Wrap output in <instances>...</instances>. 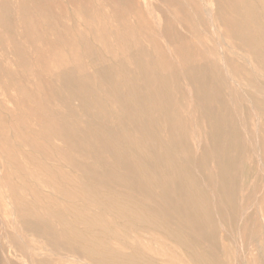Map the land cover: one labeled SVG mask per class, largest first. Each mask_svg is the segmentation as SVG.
<instances>
[{"label": "rangeland", "instance_id": "1", "mask_svg": "<svg viewBox=\"0 0 264 264\" xmlns=\"http://www.w3.org/2000/svg\"><path fill=\"white\" fill-rule=\"evenodd\" d=\"M249 1L0 0V264H264V0Z\"/></svg>", "mask_w": 264, "mask_h": 264}, {"label": "bare ground", "instance_id": "2", "mask_svg": "<svg viewBox=\"0 0 264 264\" xmlns=\"http://www.w3.org/2000/svg\"><path fill=\"white\" fill-rule=\"evenodd\" d=\"M250 1H251V0H250ZM250 1H249V2H250ZM254 1H255V0H254ZM261 1H262V0H261ZM262 2H263V1H262ZM185 3H186V2H185ZM238 3H240V2H238ZM238 3H237V4H238ZM246 3H247V2H246ZM250 3H251V2H250ZM260 3H261V2H260ZM241 4H242V3H241ZM248 5H250V4H248ZM253 5H254V4H253ZM262 5H263V4H262ZM237 6H238V5H237ZM244 7H245V6H244ZM248 7H249V6H248ZM251 7L254 9L253 6H251ZM259 7H260V6H259ZM259 7H258V8H259ZM31 8H32V7H31ZM241 8H242V7H241ZM244 9H247V8H244ZM249 10H250V9H249ZM239 11H240V10H239ZM242 11H243V10H242ZM258 11H259V9H258ZM252 12H253V11H252ZM256 12H257V10H256ZM38 13H39V12H38ZM209 13H210V12H209ZM263 14H264V13H263ZM252 15H253V14H252ZM256 15H257V14H256ZM246 16H247V15H246ZM261 16H262V15H261ZM3 18H4V17H3ZM157 18H158V17H157ZM252 18L254 19V17H252ZM210 19H211V18H210ZM249 20H250V19H249ZM254 21H255V19H254ZM208 22H210V21H208ZM244 22H245V21H244ZM244 22H243V23H244ZM251 22H252V21H251ZM255 22H256V21H255ZM255 22H254V23H255ZM252 23H253V22H252ZM21 24H22V23H21ZM240 25H241V23H240ZM254 25H255V24H254ZM248 27H249V26H248ZM256 27H257V26H256ZM258 27H260V26H258ZM261 28H262V27H261ZM212 29H213V27H212ZM250 29H251V28H250ZM259 29H260V28H259ZM202 31H203V30H202ZM255 31H256V30H255ZM258 31H259V30H258ZM260 31H261V30H260ZM243 32H244V31H243ZM93 33H94V32H93ZM214 34H215V33H214ZM258 34H259V33H258ZM246 35H247V34H246ZM248 35H249V34H248ZM95 36H96V35H95ZM244 36H245V35H244ZM261 36H263V35H261ZM217 37H218V36H217ZM218 38H219V37H218ZM258 38H259V37H258ZM250 39H252V38L250 37ZM88 40H89V39H88ZM260 40H261V39H260ZM222 41H223V40H222ZM148 42H149V41H148ZM219 42H220V41H219ZM256 42H257V41H256ZM256 42H255V43H256ZM261 42H262V41H261ZM166 45H167V44H166ZM262 45H264V44H262ZM152 46H153V45H152ZM245 46H246V45H245ZM259 46H260V45H259ZM106 47H107V46H106ZM263 47H264V46H263ZM153 49H154V48H153ZM227 49H228V48H227ZM259 52H260V51H259ZM98 53H99V52H98ZM157 53H158V52H157ZM254 53H255V52H254ZM150 56H151V55H150ZM156 56H157V55H156ZM85 57H86V56H85ZM136 57H137V56H136ZM165 57H166V56H165ZM238 57H239V56H238ZM205 59H206V58H205ZM93 61H94V63H95V60H93ZM199 61H200V60H199ZM178 62H179V61H178ZM80 63H81V61H80ZM142 63H143V62H142ZM204 63H205V62H204ZM255 63H256V62H255ZM98 64H99V62H98ZM188 64H189V63H188ZM205 64H206V63H205ZM68 65H69V64H68ZM143 65H144V63H143ZM61 66H62V65H61ZM65 67H66V65H65ZM73 67H75V66H73ZM73 67H72V68H73ZM254 67H255V66H254ZM161 68H162V67H161ZM229 68H230V67H229ZM127 69H128V68H127ZM218 69H219V68H218ZM64 70H65V69H64ZM70 70H71V68H70ZM75 70H76V67H75ZM156 70H157V67H156ZM159 70H160V67H159ZM58 71H59V69H58ZM68 71H69V70H68ZM59 72H60V71H59ZM71 72H72V71H71ZM181 72H182V71H181ZM235 72H236V71H235ZM76 73H77V72H76ZM156 73H158V72H156ZM61 74H62V73H61ZM65 74H66V73H65ZM65 74H64V75H65ZM73 74H74V73H73ZM78 74H79V73H78ZM80 74H81V73H80ZM85 74H86V73H85ZM126 74H127V73H126ZM128 74H130V73H128ZM128 74H127V75H128ZM151 74H152V73H151ZM153 74H155V73H153ZM196 74H197V73H196ZM58 75H60V74H58ZM86 75H87V74H86ZM148 75H149V74H148ZM161 75H162V74H161ZM173 75H174V74H173ZM141 76H142V75H141ZM175 76H176V75H175ZM59 77H60V76H59ZM85 77H86V76H85ZM125 77H126V76H125ZM129 77H130V75H129ZM129 77H128V78H129ZM145 77H147V76H145ZM150 77H151V76H150ZM198 77H199V75H198ZM217 77H218V76H217ZM67 78H68V77H67ZM81 78H82V77H81ZM81 78H80V79H81ZM109 78H110V76H109ZM126 78H127V77H126ZM147 78H149V77H147ZM152 78H153V77H152ZM226 78H227V77H226ZM69 79H70V78H69ZM83 79H84V77H83ZM83 79H81V80H83ZM153 79H154V78H153ZM163 79H164V78H163ZM187 79H188V78H187ZM87 80H88V78H87ZM126 80H127V79H126ZM129 80H130V78H129ZM144 80H145V79H144ZM161 80H162V79H161ZM198 80H199V79H198ZM231 80H232V79H231ZM85 81H86V80H85ZM85 81H84V82H85ZM131 81H132V80H131ZM148 81H149V79H148ZM148 81H147V82H148ZM150 81H151V80H150ZM87 82H88V81H87ZM111 82H112V81H111ZM113 82H114V81H113ZM115 82H116V81H115ZM127 82H128V81H127ZM230 82H231V81H230ZM107 83H108V82H107ZM134 83H135V82H133V84H134ZM141 83H142V82H141ZM164 83H165V82H164ZM79 84H80V83H79ZM81 84H83V82H82ZM81 84H80V85H81ZM125 84H126V82H125ZM127 84H128V87H129V83H127ZM233 84H234V83H233ZM235 84H236V83H235ZM259 84H260V83H259ZM130 85H131V84H130ZM135 85H136V84H135ZM162 85H163V84H162ZM198 85H199V84H198ZM77 86H78V85H77ZM86 86H87V85H86ZM125 86H127V85H125ZM131 86H133V85H131ZM83 87H84V86H83ZM83 87H82V88H83ZM139 87H140V86H139ZM163 87H164V91H165V86H163ZM237 87H238V86H237ZM87 88H88V87H87ZM126 88H127V87H126ZM166 88H167V87H166ZM121 89H122V88H121ZM121 89H120V90H121ZM135 89H136V88H135ZM135 89H134V90H135ZM172 89H173V88H172ZM259 89H260V88H259ZM78 90H80V89H78ZM115 90H116V89H115ZM117 90H118V89H117ZM120 90H119V91H120ZM158 90H159V89H158ZM211 90H212V89H211ZM76 91H77V90H76ZM81 91H82V90H81ZM90 91H91V90H90ZM119 91H118V92H119ZM138 91H139V90H138ZM138 91H137V92H138ZM140 91H141V90H140ZM142 91H143V90H142ZM148 91H149V90H148ZM197 91H198V90H197ZM213 91H214V90H213ZM241 91H242V90H241ZM135 92H136V91H135ZM166 92H167V91H166ZM139 93H140V92H139ZM74 94H76V93H74ZM91 94H92V93H91ZM111 94H112V93H111ZM115 94H116V93H115ZM115 94H114V95H115ZM119 94H120V93H119ZM119 94H118V96H120ZM135 94H137V93H135ZM140 94H141V93H140ZM168 94H169V93H168ZM189 94H190V93H189ZM81 95H82V94H81ZM92 95H93V94H92ZM96 95H97V94H96ZM146 95L148 96V94H146ZM241 95H242V94H241ZM84 96H85V95H84ZM109 96H110V95H109ZM118 96H117V97H118ZM149 96H151V95H149ZM149 96H148V97H149ZM165 96H166V95H165ZM171 96H172V95H171ZM207 96H209V95H207ZM80 97H81V96H79V99H80ZM86 97H87V95H86ZM142 97H143V96H142ZM154 97H155V96H154ZM168 97H169V96H168ZM149 98L151 99V97H149ZM79 99H78V100H79ZM90 99H91V100H90ZM90 99H89V100H90L89 102H91V101L93 100L92 98H90ZM136 99H137V98H136ZM156 99H157V98H156ZM85 100H86V99H85ZM134 100H135V98H134ZM134 100H133V101H134ZM145 100H146V99L144 98V101H145ZM148 100H149V99H148ZM151 100H152V99H151ZM151 100H149V101H151ZM174 100H175V99H174ZM81 101H82V100H81ZM87 101H88V100H87ZM93 101H95V100H93ZM101 101H102V100H101ZM101 101H100V102H101ZM137 101H138V99H137ZM140 101H141V98H140ZM140 101H139V102H140ZM166 101H167V100H166ZM168 101H169V100H168ZM82 102H83V101H82ZM100 102H99V103H100ZM120 102H121V101H120ZM139 102H138L137 105H139ZM152 102H153V101H152ZM152 102H151V103H152ZM250 102H251V101H250ZM101 103H102V102H101ZM145 103H146V102H145ZM161 103H162V102H161ZM86 104H88V103H86ZM89 104H90V103H89ZM89 104H88V105H89ZM116 104H117V103H116ZM143 104H144V103H142V105H143ZM149 104H150V103H149ZM152 104L155 105L154 103H152ZM167 104H169V103H167ZM167 104H166V106H167ZM95 105H96V104H95ZM97 105H98V104H97ZM102 105H103V104H102ZM102 105H101V106H102ZM147 105H148V104H147ZM91 106H92V105H91ZM98 106H99V105H98ZM111 106H113V105H111ZM121 106H122V105H120L119 107L122 108ZM131 106H132V105H131ZM143 106H144V105H143ZM151 106H152V105H151ZM160 106H161V105H160ZM179 106H180V105H179ZM99 107H100V106H99ZM99 107H98V108H99ZM102 107H103V106H102ZM104 107H106V106L104 105ZM104 107H103V108H104ZM109 107H110V105H109ZM109 107H108V108H109ZM119 107H118V108H119ZM125 107H126V105H125ZM133 107H134V106H133ZM133 107H132V110H134ZM135 107H136V106H135ZM140 107H141V106H140ZM144 107H146V105H145ZM144 107H142V109H143ZM148 107H149V106H148ZM148 107H147V109H149ZM152 107H153V106H152ZM169 107H170V106H169ZM252 107H253V106H252ZM258 107H259V106H258ZM12 108H13V107H12ZM93 108H94V107H93ZM95 108H96V107H95ZM108 108H107V110H108ZM110 108H111V107H110ZM120 108H119V109H120ZM127 108H129V107H127ZM170 108H171V107H170ZM172 108H173V107H172ZM262 108H263V107H262ZM86 109L88 110V108H86ZM99 109H100V108H99ZM101 109H102V108H101ZM104 109H105V108H104ZM104 109H103V110H104ZM125 109H126V108H125ZM125 109H124V110H125ZM135 109H136V108H135ZM139 109H140V108H138V110H139ZM145 109H146V108H145ZM147 109H146V111H147ZM159 109H161V108L159 107ZM159 109H158V110H159ZM165 109H166V108H165ZM87 110H86V111H87ZM91 110H92V109H91ZM91 110H89V111H91ZM111 110H112V108H111ZM124 110H123V111H124ZM138 110H137V113H139ZM161 110L163 111V109H161ZM161 110H160V112H161ZM203 110H204V109H203ZM113 111H114V110H113ZM130 111H131V110H130ZM140 111H142V110H140ZM143 111H144V109H143ZM143 111H142V112H143ZM153 111H154V109H153ZM166 111H167V109H166ZM177 111H179V109H178ZM99 112H100V111H99ZM142 112H141V114H142ZM58 113H59V110H58ZM105 113H106V112H105ZM108 113H109V112H108ZM110 113H111V112H110ZM127 113H129V112L127 111ZM137 113H136V114H137ZM144 113H145V112H143V114H144ZM154 113H155V112H154ZM166 113H167V112H166ZM99 114H100V113H99ZM132 114H133V113H132ZM143 114H142V115H143ZM145 114H146V113H145ZM148 114H150V117H151V113H149V111H148ZM129 115H130V114H129ZM155 115H156V116H159V115H157V114H155ZM160 115H161V114H160ZM163 115H164V113H163ZM168 115H169V114H168ZM91 116H92V115H91ZM127 116H128V115H127ZM132 116H133V115H132ZM132 116H131V117H132ZM137 116H141V115H137ZM144 116H145V115H144ZM165 116H166V114H165ZM202 116H203V115H202ZM116 117H117V119H118V116H116ZM125 117H126V116H125ZM145 117H146V116H145ZM145 117H144V118H145ZM148 117H149V115H148ZM150 117H149V118H150ZM162 117L164 118V116H162ZM168 117H169V116H167V118H168ZM90 118H91V117H90ZM141 118H142V117H141ZM146 118H147V117H146ZM151 118H152V117H151ZM159 118H160V116H159ZM165 118H166V117H165ZM167 118L165 119V121L167 120ZM224 118H225V117H224ZM252 118H253V117H252ZM138 119H140V118H138ZM138 119H137V121H138ZM142 119H143V118H142ZM161 119H162V118H161ZM178 119H179V118H178ZM178 119H177V120H178ZM225 119H226V118H225ZM53 120H54V119H53ZM64 120H65V119H64ZM95 120H96V119H95ZM123 120H125V119H123ZM129 120H130V119H129ZM132 120H134V119H132ZM148 120H149V119H147L146 122H147ZM155 120H156V119H155ZM171 120H172V119H171ZM171 120H169V121H171ZM184 120H185V119H184ZM86 121H89V120L86 119ZM93 121H94V120H93ZM134 121H135V120H134ZM141 121H142V120H141ZM149 121H150V123L152 122L151 120H149ZM156 121H157V120H156ZM165 121H164V122H165ZM167 121H168V120H167ZM167 121H166V122H167ZM179 121H180V120H179ZM225 121H226V120H225ZM62 122H63V121H62ZM119 122H120V121H119ZM125 122H126V121H125ZM142 122H143V121H142ZM158 122H159V121H158ZM160 122H161V121H160ZM67 123H68V122H67ZM70 123H71V122H70ZM131 123H132V121H131ZM136 123L138 124V122H136ZM170 123H171V122H170ZM61 124H62V123H61ZM125 124H127V123H125ZM141 124H142V123H141ZM144 124H145V123H144ZM146 124H147V123H146ZM151 124H152V123H151ZM153 124H154V123H153ZM120 125H121V124H120ZM123 125H124V124H123ZM132 125H133V124H132ZM149 125H150V124H149ZM149 125H148V127H149ZM154 125H156V124H154ZM158 125H159V124H158ZM168 125L170 126V124H168ZM171 125H172V124H171ZM151 126H153V125H150V127H151ZM181 126H182V125H181ZM115 127H116V126H115ZM119 127H120V126H119ZM127 127H128V126H127ZM146 127H147V125H146ZM146 127H144V128H146ZM148 127H147V128H148ZM153 127H154V126H153ZM170 127H171V126H170ZM234 127H235V126H234ZM144 128H143V129H144ZM171 128H172V127H171ZM171 128H170V129H171ZM17 129H18V128H17ZM119 129H120V128H119ZM127 129L129 130V128H127ZM139 129H140V128H139ZM181 129H182V128H181ZM71 130H72V129H71ZM107 130H108V129H107ZM111 130H112V129H111ZM111 130H110V131H111ZM121 130H122V129H121ZM147 130H149V129H147ZM153 130H154V128H153ZM112 131H113V130H112ZM136 131H138V130H135V132H136ZM140 131H141V130H140ZM143 131H144V130H143ZM143 131H141V133H142ZM106 132H107V131H106ZM144 132H145V131H144ZM177 132H178V131H177ZM183 132H184V131H183ZM96 133H97V132H96ZM111 133H113V132H111ZM114 133H115V131H114ZM117 133H118V132H117ZM129 133L131 134L132 132H129ZM157 133H158V132H157ZM62 134H63V133H62ZM106 134H107V133H106ZM147 134H148V133H147ZM147 134H146V132H145V135H147ZM150 134H151V133H150ZM153 134H154V133H153ZM230 134H231V133H230ZM249 134H250V133H249ZM107 135H108V134H107ZM116 135H118V134H116ZM128 135H129V134H128ZM173 135H174V134H173ZM69 136H70V135H69ZM109 136H110V134H109ZM114 136H115V134H114ZM119 136H120V135H119ZM124 136H125V135H124ZM131 136H132V135H131ZM140 136H141V135H140ZM142 136H143V134H142ZM147 136H148V135H147ZM112 137H113V136H112ZM128 137H129V136H128ZM128 137H126V138H128ZM132 137H133V136H132ZM144 137H145V136H144ZM179 137H180V136H178V138H179ZM195 137H196V136H195ZM224 137H225V136H224ZM236 137H237V136H236ZM257 137H258V136H257ZM261 137H262V136H261ZM108 138H109V137H108ZM114 138H115V137H114ZM134 138H135V137H134ZM174 138H175V136H174ZM174 138H173V139H174ZM234 138H235V137H234ZM74 139H75V138H74ZM118 139H119V138H118ZM118 139H117V141H118ZM120 139H122V138H120ZM131 139H133V138H131ZM135 139H136V138H135ZM141 139H142V138H141ZM145 139H146V138H145ZM109 140H111V139H109ZM133 140H134V139H133ZM136 140H138V139H136ZM142 140L144 141V139H142ZM150 140H151V139H149V141H150ZM153 140H154V139H153ZM231 140H232V139H231ZM236 140H237V139H236ZM84 141H85V140H84ZM146 141H147V139H146ZM159 141H160V140H159ZM159 141H158V142H159ZM258 141H259V140H258ZM81 142H82V141H81ZM112 142H113V141H112ZM129 142H130V141H129ZM131 142H133V141H131ZM136 142H138V141H136ZM153 142H154V141H153ZM153 142L151 141V143H153ZM162 142H163V141H162ZM102 143H103V142H102ZM109 143H110V142H109ZM119 143H120V140H119L118 144H119ZM127 143H128V142H127ZM140 143H141V142H140ZM143 143H144V142H143ZM148 143H149V142H148ZM257 143H258V142H257ZM113 144H115V143H113ZM116 144H117V143H116ZM118 144H117V145H118ZM130 144H131V143H130ZM133 144H134V143H133ZM144 144H145V143H144ZM166 144H167V143H166ZM168 144H170V143H168ZM168 144H167V145H168ZM245 144H246V143H245ZM251 144H252V143H251ZM110 145H111V144H110ZM121 145H122V143H121ZM121 145H120V146H121ZM124 145H125V144H124ZM137 145H138V144H137ZM139 145H140V144H139ZM150 145H151V144H150ZM155 145H156V144H154V146H155ZM224 145H225V144H224ZM131 146H132V145H131ZM140 146L142 147V145H140ZM145 146H146V145H145ZM161 146H162V145H161ZM113 147H114V146H113ZM121 147H122V146H121ZM124 147H125V146H124ZM129 147H130V146H129ZM133 147H135V146H133ZM151 147H152V146H150V149H151ZM165 147H166V146H165ZM167 147H168V146H167ZM171 147H172V144H171L170 148H171ZM223 147H224V146H223ZM109 148H110V147H109ZM115 148H116L117 151H118V149H120V148L117 149V147H115ZM153 148H154V147H153ZM155 148H156V147H155ZM155 148H154V150H155ZM158 148H159V147L157 146V148H156L157 151L159 150ZM168 148H169V147H168ZM173 148H174V147H173ZM173 148H171L170 150L172 151ZM123 149H124V148H123ZM130 149L132 150V148H130ZM130 149H129V150H130ZM134 149H135V148H134ZM147 149H148V148H146V150H147ZM224 149H225V148H224ZM49 150H50V149H49ZM144 150H145V149H144ZM151 150H152V149H151ZM167 150H168V149H167ZM218 150H219V149H218ZM257 150H258V149H257ZM132 151H133V150H132ZM132 151H131V152H132ZM135 151H137V150H135ZM138 151H139V150H138ZM140 151H141V149H140ZM147 151H148V150H147ZM152 151H153V150H152ZM157 151H156V152H157ZM163 151H164V150H163ZM165 151H166V150H165ZM171 151H170V152H171ZM224 151H225V150H224ZM6 152H7V151H6ZM119 152H120V151H119ZM121 152H122V149H121ZM121 152H120V153H121ZM133 152H134V151H133ZM141 152H142V151H141ZM166 152H167V151H166ZM168 152H169V150H168ZM196 152H197V151H196ZM262 152H263V151H262ZM117 153H118V152H117ZM135 153H136V152H135ZM146 153H147V152H146ZM150 153H151V152H150ZM159 153H160V152H159ZM162 153H163V152H162ZM174 153H175V152H174ZM256 153H257V152H256ZM38 154H39V153H38ZM52 154H53V153H52ZM137 154H138V153H137ZM152 154H153V153H152ZM154 154H155V153H154ZM160 154H161V153H160ZM172 154H173V153H172ZM224 154H225V152H224ZM166 155H167V154H166ZM166 155H165V156H166ZM173 155L175 156V154H173ZM235 155H236V154H235ZM259 155H260V154H259ZM2 156H3V155H2ZM137 156L139 157V155H137ZM142 156H143V153H142ZM159 156H162V154L159 155ZM260 156H261V155H260ZM8 157H9V156H8ZM121 157H122V156H121ZM121 157H119V158H121ZM129 157H130V156H129ZM129 157H128V158H129ZM143 157H145V156H143ZM152 157H154V156H152ZM168 157H169V155H168ZM122 158H123V157H122ZM139 158H140V157H139ZM146 158H147V157H146ZM154 158H155V157H154ZM158 158H159V157H158ZM158 158H157V159H158ZM161 158H163V157H161ZM174 158H175V157H174ZM234 158H235V157H234ZM129 159H130V158H129ZM144 159H145V158H143V159H141V160H144ZM147 159H148V158H147ZM151 159H152V158H151ZM4 160H5V159H4ZM103 160H104V159H103ZM125 160H126V159H125ZM134 160H135V159H134ZM136 160H137V159H136ZM141 160H140V161H141ZM164 160H165V159H164ZM232 160H233V159H232ZM150 161H151V160H150ZM156 161H157V160H156ZM156 161H155V162H156ZM59 162H60V161H59ZM129 162H130V161H129ZM144 162H145V161H144ZM152 162H154V160H153ZM174 162H175V161H174ZM174 162H173V163H174ZM241 162H242V161H241ZM65 163H66V162H65ZM158 163H159V162H158ZM158 163H157V164H158ZM160 163H161V162H160ZM160 163H159V164H160ZM208 163H209V162H208ZM259 163H260V162H259ZM159 164H158V165H159ZM167 164H168V163H167ZM260 164H261V163H260ZM51 165H52V164H51ZM126 165H127V164H126ZM142 165H143V164H142ZM160 165H161V164H160ZM163 165H164V163H163ZM174 165H176V164H174ZM127 166H128V165H127ZM132 166H133V164H132ZM136 166H137V165H136ZM140 166H141V164H140ZM168 166H169V165H168ZM263 166H264V165H263ZM52 167H53V166H52ZM137 167H138V166H137ZM149 167H150V166H149ZM154 167H155V166H154ZM236 167H237V166H236ZM142 168H143V167H142ZM145 168H146V167H145ZM147 168H148V167H147ZM155 168H156V167H155ZM158 168H159V167H157L156 169H158ZM175 168H177V166H176ZM250 168H251V167H250ZM150 169H151V168H150ZM166 169H167V168H166ZM133 170H134V169H133ZM135 170H136V169H135ZM142 170H143V169H142ZM146 170H147V169H146ZM159 170H160V169H159ZM182 170H183V169H182ZM226 170H227V169H226ZM22 171H23V170H22ZM174 171L176 172V170H174ZM183 171H184V170H183ZM223 171H224V170H223ZM228 171H229V170H228ZM232 171H233V170H232ZM120 172H121V171H120ZM139 172H140V170H139ZM168 172H169V171H168ZM170 172H171V171H170ZM170 172H169V173H170ZM179 172H180V171H179ZM261 172H262V171H261ZM48 173H49V172H48ZM85 173H86V172H85ZM91 173H92V172H91ZM142 173H143V172H142ZM157 173H158V172L156 171V174H157ZM164 173H165V172H164ZM181 173H182V172H181ZM235 173H238V172H235ZM50 174H51V173H50ZM146 174H149V173L147 172ZM146 174H145V175H146ZM152 174H153V172H152ZM165 174H166V173H165ZM165 174H164V175H165ZM174 174H175V173H174ZM174 174H173V175H174ZM149 175H151V174H149ZM160 175H161V174H160ZM164 175H163V176H164ZM166 175H167V174H166ZM171 175H172V174H171ZM173 175H172V176H173ZM181 175H182V174H181ZM185 175H186V174H185ZM200 175H201V174H200ZM225 175H226V174H225ZM51 176H52V175H51ZM114 176H115V175H114ZM151 176H152V175H151ZM155 176H156V175H155ZM157 176H158V174H157ZM167 176H169V175H167ZM167 176H166V177H167ZM64 177H65V176H64ZM73 177H74V176H73ZM170 177H171V176H170ZM170 177H169V178H170ZM180 177H181V176H180ZM183 177H184V176H183ZM143 178H144V177H143ZM155 178H156V177H155ZM155 178H154V180H155ZM47 179H48V178H47ZM70 179H71V178H70ZM76 179H78V178H76ZM144 179L147 180V177L144 178ZM149 179H150V178H149ZM149 179H148V180H149ZM164 179H165V178H164ZM171 179H173V178H171ZM174 179H175V178H174ZM183 179H184V178H183ZM183 179H182V180H183ZM27 180H29V179H27ZM38 180H39V179H38ZM49 180H51V179L49 178ZM57 180H58V179H57ZM57 180H56V181H57ZM61 180H63V178H62ZM81 180H83V179H81ZM107 180H108V179H107ZM131 180H132V179H131ZM176 180H177V176H176ZM229 180H230V179H229ZM229 180H228V181H229ZM41 181H42V179H41ZM68 181H69V179H68ZM72 181H73V179H72ZM83 181H84V180H83ZM118 181H119V180H118ZM120 181H121V180H120ZM149 181H150V180H149ZM163 181H164V180H163ZM165 181H168V180H165ZM185 181H186V183L189 182V181H187V180H185ZM185 181H184V182H185ZM199 181H200V180H199ZM51 182H52V181H51ZM78 182H79V181H78ZM145 182H146V181H145ZM157 182H158V181H157ZM159 182H162V181L159 180ZM174 182H176V181H174ZM177 182H178V181H177ZM203 182H204V181H203ZM235 182H236V181H235ZM43 183H45V185H47L46 182H43ZM56 183H57V182H56ZM72 183H73V182H72ZM92 183H93V182H92ZM124 183H125V182H124ZM147 183H148V182H147ZM172 183H173V182H172ZM181 183H182V181H181ZM229 183H230V181H229ZM54 184H55V183H54ZM54 184H53V185H54ZM69 184H70V183H69ZM179 184H180V183H179ZM187 184H188V183H187ZM49 185H50V184H49ZM55 185H56V184H55ZM55 185H54V186H55ZM71 185H72V184H71ZM84 185H85V184H84ZM86 185H87V184H86ZM142 185H143V184H142ZM159 185H160V184H159ZM159 185H158V186H159ZM164 185H165V184H164ZM167 185H168V184H167ZM224 185H225V184H224ZM50 186L52 187V185H50ZM50 186H48V187H50ZM57 186H58V184H57ZM62 186H63V185H62ZM62 186H61V187H62ZM66 186H67V185H66ZM78 186H79V185H78ZM144 186H145V184H144ZM161 186H162V185H161ZM173 186H174V183H173L172 187H173ZM232 186H234V185H232ZM39 187H40V186H39ZM46 187H47V186H46ZM51 187H50L49 189H52ZM73 187H74V186H73ZM80 187H81V186H80ZM85 187H86V186H85ZM162 187H163V186H162ZM165 187H166V185H165ZM181 187H182V186H181ZM246 187H247V186H246ZM63 188H64V187H63ZM120 188H121V186H120ZM146 188H147V187H146ZM166 188H167V187H166ZM224 188H225V187H224ZM8 189H9V188H8ZM57 189H58V188H57ZM70 189H72V188H70ZM75 189H76V188H75ZM82 189H83V188H82ZM87 189H88V187H87ZM89 189H90V188H89ZM176 189H177V188H176ZM181 189H182V188H181ZM11 190H12V189H11ZM54 190H56V189H54ZM66 190H68V189H66ZM72 190H73V189H72ZM78 190H79V189H78ZM90 190H91V189H90ZM179 190H180V189H179ZM216 190H217V189H216ZM225 190H226V189H225ZM234 190H236V189H234ZM16 191H17V190H16ZM57 191H59V189H58ZM63 191H64V189H63ZM80 191H81V190H80ZM172 191H174V190H172ZM191 191H192V190H191ZM226 191H228V190H226ZM25 192H26V191H25ZM71 192H72V191H71ZM85 192H86V191H85ZM91 192H92V191H91ZM174 192H175V191H174ZM195 192H196V191H195ZM224 192H225V191H224ZM259 192H260V191H259ZM259 192H258V193H259ZM66 193H67V191H66ZM68 193H70V192L68 191ZM68 193H67V194H68ZM82 193H84V192L82 191ZM110 193H111V191H110ZM71 194H72V193H71ZM85 194H86V196H87V193H85ZM85 194H84V195H85ZM127 194H128V193H127ZM171 194H172V193H171ZM73 195H74V194H72V196H73ZM88 195H89V194H88ZM92 195H93V194H92ZM230 195H231V194H229V196H230ZM235 195H236V194H235ZM237 195H238V193H237ZM64 196H65V195H64ZM66 196H67V195H66ZM66 196H65V198L67 199ZM68 196H70V195H68ZM106 196H107V195H106ZM223 196H224V195H223ZM225 196H226V195H225ZM227 196H228V195H227ZM258 196H259V195H258ZM43 197H44V196H43ZM61 197H62V196H61ZM87 197H88V198L91 197V193H90V196H87ZM36 198L39 199V197H36ZM36 198H35V199H36ZM68 198H69V197H68ZM73 198H74V196H73ZM85 198H86V197H85ZM92 198H93V197H91L90 201L92 200ZM95 198H96V197H95ZM108 198H109V197H108ZM148 198H149V197H148ZM175 198H177V197H175ZM201 198H202V197H201ZM224 198H225V197H224ZM238 198H239V197H238ZM47 199H48V198H47ZM56 199H57V198H56ZM70 199H72V197H70L69 200H70ZM79 199H80V198H79ZM172 199H173V198H172ZM226 199H227V198H226ZM256 199H257V198H256ZM48 200H49V199H48ZM58 200H59V199H58ZM72 200H74V199H72ZM87 200H88V199H87ZM95 200H96V199H95ZM95 200H94V201H95ZM199 200H200V198H199ZM229 200H230V199H229ZM36 201H37V200H36ZM40 201H41V200H40ZM40 201H39V202H40ZM50 201H51V200H50ZM124 201H125V200H124ZM169 201H171V200H169ZM174 201H175V200H174ZM223 201H224V200H223ZM238 201H239V200H238ZM21 202H23V201H21ZM24 202H25V201H24ZM37 202H38V201H37ZM39 202H38V203H39ZM62 202H63V201H62ZM72 202H73V201H72ZM95 202H97V201H95ZM95 202H94V204H96ZM175 202H176V201H175ZM90 203H91V202H90ZM92 203H93V202H92ZM118 203H119V202H118ZM173 203H174V202H173ZM173 203H172L171 205H173ZM195 203H197V202H195ZM195 203H193V204H195ZM204 203H205V202H204ZM241 203H242V201H241ZM22 204H23V203H22ZM22 204H21V205H22ZM26 204H27V203H26ZM97 204L99 205V203H97ZM97 204H96V205H97ZM165 204H166V203H165ZM174 204L176 205V203H174ZM197 204H198V203H197ZM206 204H207V203H206ZM224 204H225V203H224ZM27 205H28V204H27ZM53 205H54V204H53ZM69 205H70V204H69ZM146 205H147V204H146ZM232 205H233V204H232ZM251 205H252V204H251ZM178 206H179V204H178ZM240 206H241V205H240ZM23 207H24V205H23ZM140 207H141V206H140ZM173 207H174V205H173ZM196 207H197V206H196V204H195V208H196ZM199 207H201L200 204H199ZM202 207H203V206H202ZM205 207H207V206H205ZM24 208H25V207H24ZM27 208H28V206H27ZM29 208H30V207H29ZM33 208H34V206H33ZM64 208H65V207H64ZM126 208H127V207H126ZM126 208H125L124 210H126ZM170 208H172V207H170ZM246 208H247V207H246ZM68 209H69V208H68ZM68 209H67V210H68ZM108 209H109V208H108ZM122 209H123V208H122ZM130 209H132V208H130ZM130 209H129V210H130ZM137 209H138V208H137ZM158 209H159V208H158ZM174 209H175V208H174ZM179 209H180V207H179ZM201 209H202V208H201ZM249 209H250V208H249ZM260 209H261V208H260ZM48 210H49V209H48ZM53 210H54V209H53ZM180 210H181V209H180ZM246 210H247V209H246ZM22 211H23V210H22ZM31 211H32V210H31ZM35 211H36V209H35ZM127 211H128V210H127ZM172 211H173V210H172ZM207 211H208V208H207ZM53 212H54V211H53ZM80 212H81V211H80ZM135 212H136V211H135ZM197 212H199V209L197 210ZM197 212H196V213H197ZM202 212H203V211H202ZM23 213H24V212H23ZM27 213H28V212H27ZM51 213H52V212H51ZM105 213H106V212H105ZM111 213H112V212H111ZM124 213H125V212H124ZM175 213H176V211H175ZM261 213H262V211H261ZM24 214H25V213H24ZM37 214H38V213H37ZM53 214H54V213H53ZM53 214H52V215H53ZM57 214H59V213H57ZM132 214H133V212H132ZM132 214H131V216H132ZM157 214H158V213H157ZM207 214H208V213H207ZM209 214H210V213H209ZM55 215H56V213H55ZM55 215H54L53 218H55V220H58V219H56V217H57L58 215H56V217H55ZM85 215H86V214H85ZM126 215H127V214H126ZM137 215H138V214H137ZM137 215H136V216H137ZM188 215H189V214H188ZM198 215H199V213H198ZM202 215H203V214H202ZM204 215H205V214H204ZM41 216H42V215H41ZM41 216H40V217H41ZM89 216H90V215H89ZM91 216H92V215H91ZM160 216H161V215H160ZM200 216H201V215H200ZM205 216H206V215H205ZM42 217H44V216H42ZM59 217H60V216H59ZM82 217H83V215H82ZM85 217H86V216H85ZM134 217H135V216H134ZM191 217H192V216H191ZM206 217H207V216H206ZM37 218H38V217H37ZM57 218H58V217H57ZM60 218H61V217H60ZM88 218H89V217H88ZM88 218H86L87 221H88ZM93 218H94V217H93ZM100 218H101V217H100ZM137 218H139V216H138ZM143 218H144V217H143ZM200 218H201V217H200ZM209 218H210V216H209ZM49 219H50V218H49ZM61 219H62V218H61ZM76 219H78V218H76ZM82 219H84V218H82ZM89 219H90V218H89ZM109 219H110V218H109ZM146 219H147V217H146ZM184 219H185V218H184ZM84 220H85V219H84ZM86 220H85V221H86ZM94 220H95V219H94ZM115 220H116V219H115ZM140 220H141V219H140ZM142 220H143V219H142ZM147 220H148V219H147ZM176 220H177V217H176ZM189 220H190V219H189ZM191 220H192V219H191ZM194 220H195V218H194ZM194 220H192V221H194ZM201 220H202V219H201ZM210 220H211V219H210ZM210 220H209V221H210ZM1 221H2V220H1ZM41 221H42V219H41ZM45 221H46V219H45ZM64 221H65V220H64ZM87 221H86V222H87ZM96 221L98 222V220H96ZM100 221H101V220H100ZM100 221H99L98 223H100ZM186 221H187V220H186ZM197 221H198V220H197ZM202 221H203V220H202ZM205 221H207V220H205ZM36 222H37V221H36ZM79 222H82V221L79 220ZM97 222L95 223L96 227L99 225V224H97ZM143 222H144V220H143ZM152 222H153V221H152ZM157 222H158V221H157ZM157 222H156V223H157ZM166 222H167V221H166ZM183 222H184V221H183ZM198 222H199V221H198ZM219 222H220V221H219ZM254 222H255V221H254ZM44 223H45V222H44ZM64 223H65V222H64ZM82 223H84V222H82ZM91 223H92V222H91ZM91 223H88V225H90V227H91ZM105 223H106V222H104L103 225H104ZM145 223H146V222H145ZM209 223L211 224V221H210ZM251 223H252V222H251ZM66 224H67V223H66ZM93 224H94V223H93ZM142 224H143V223H142ZM151 224H154V223H151ZM174 224H175V223H174ZM69 225H70V224H69ZM106 225H107V224H106ZM106 225H105V226H106ZM116 225H117V224H116ZM195 225H197V224L195 223ZM199 225H204V224H203V222H202V224H199ZM205 225H206V223H205ZM208 225H209V224H208ZM208 225H206L205 227H209ZM254 225H255V224H254ZM70 226H71V225H70ZM70 226H69V227H70ZM99 226H100V225H99ZM105 226H103V227H105ZM149 226H150V225H149ZM197 226H198V225H197ZM210 226H211V225H210ZM40 227H41V226H40ZM50 227H51V226H50ZM66 227H67V225H66ZM147 227H148V226H147ZM185 227H186V226H185ZM192 227H193V226H192ZM195 227H196V226H195ZM205 227H204V229H205ZM44 228H45V227H44ZM198 228H199V226H198ZM198 228H194V229H197V231H201V230H198ZM230 228H231V227H230ZM50 229H51V228H50ZM65 229H66V228H65ZM71 229H72V228H71ZM74 229H75V228H74ZM103 229L105 230V229H107V228H103ZM108 229H109V227H108ZM140 229H141V228H140ZM153 229H154V228H153ZM208 229H209V228H208ZM93 230H94V229H93ZM109 230H110V229H109ZM151 230H152V229H151ZM206 230H207V229H206ZM63 231H64V230H63ZM68 231H69V228H68ZM73 231H74V230H73ZM76 231H78V230H76ZM107 231H108V230H107ZM143 231H144V230H143ZM149 231H150V230H149ZM160 231H161V230H160ZM195 231H196V230H195ZM207 231H208V230H207ZM58 232H61V231H58ZM64 232H65V231H64ZM70 232L72 233V231H70ZM91 232H92V231H91ZM150 232H151V231H150ZM152 232H153V231H152ZM201 232H203V230H202ZM201 232H199V233H201ZM209 232H210V231H209ZM211 232H212V231H211ZM55 233H56V232H55ZM188 233H189V232H188ZM239 233H240V232H239ZM52 234H53V233H52ZM56 234H57V233H56ZM59 234H60V233H59ZM61 234H63V233H61ZM67 234H68V233H67ZM72 234H74V233H72ZM112 234H114L115 236L117 235V234H115V232L112 233ZM151 234H152V233H151ZM207 234H208V233L204 234V235H205L204 237L208 238V237L206 236ZM212 234H214V233H212ZM212 234H211V235H212ZM240 234H241V233H240ZM43 235H44V234H43ZM76 235H77V234H76ZM169 235H170V234H169ZM201 235H202V234H201ZM241 235H242V234H241ZM53 236H54V235H53ZM60 236H63V235H60ZM74 236H75V235H74ZM74 236H73V237H74ZM102 236H103V235H102ZM146 236H147V235H146ZM149 236H151V235H149ZM152 236H153V235H152ZM173 236H174V235H172V237H173ZM212 236H214V235H212ZM251 236H252V235H251ZM18 237H19V236H18ZM68 237H70V236H68ZM77 237H78V236H77ZM82 237H83V236H82ZM103 237H104V236H103ZM106 237H107V236H106ZM154 237H156V236H153V238H154ZM204 237H202V239H204ZM50 238H51V237H50ZM58 238H59V237H58ZM58 238H57V239H58ZM63 238H64V237H63ZM74 238H75V237H74ZM209 238H210V237H209ZM48 239H49V238H48ZM64 239H65V238H64ZM78 239L80 240V238H78ZM85 239H86V241L88 242V238H85ZM148 239H149V238H148ZM155 239H157V238H155ZM177 239H178V238H177ZM180 239H181V238H180ZM250 239H252V238H250ZM55 240H56V239H55ZM55 240H54V242H55ZM67 240L69 241V238H68ZM93 240H94V239H93ZM95 240H96V239H95ZM98 240H99V239H98ZM182 240H183V239H182ZM221 240H222V239H221ZM58 241H59V240H58ZM60 241H61V240H60ZM82 241H83V239H82ZM99 241H100V240H99ZM123 241H124V240H123ZM167 241H168V240H167ZM39 242H40V241H39ZM78 242H79V241H78ZM84 242H85V241H84ZM87 242H86V243H87ZM100 242H101V241H100ZM175 242H176V241H175ZM183 242H184V240H183ZM67 243H68V242H67ZM91 243H93V241H91ZM143 243H144V242H143ZM168 243H169V242H168ZM101 244L103 245L104 243H101ZM77 245H78V244H77ZM104 245H105V244H104ZM104 245H103V246H104ZM106 245H107V244H106ZM8 246H9V245H8ZM83 246H84V245H83ZM90 246H91V245H90ZM93 246H94V243H93ZM95 246H96V245H95ZM140 246H141V245H140ZM140 246H139V247H140ZM85 247H87V246H85ZM100 247H101V246H100ZM100 247H97V248L100 249ZM107 247H108V246H107ZM141 247H142V246H141ZM147 247H148V246H147ZM159 247H160V246H159ZM119 248H120V247H119ZM176 248H177V247H176ZM234 248H235V247H234ZM234 248H233V250H234ZM83 249H84V247H83ZM89 249H91V248L89 247ZM89 249H88V251H89ZM99 249H98V250H99ZM109 249H110V248H109ZM111 249H112V248H111ZM111 249H110V250H111ZM162 249H163V248H162ZM243 249H244V248H243ZM84 250H85V249H84ZM86 250H87V249H86ZM86 250H85V251H86ZM91 250H94V249L92 248ZM91 250H90V251H91ZM100 250H101V249H100ZM116 250H117V249H116ZM116 250H114V251H116ZM118 250H120V249H118ZM169 250H170V249H169ZM88 251H87V253H88ZM107 251H108V250H107ZM114 251H113V252H114ZM157 251H158V250H157ZM170 251H171V250H170ZM193 251H194V250H193ZM256 251H257V250H256ZM94 252H95V251H94ZM94 252H93V253H94ZM96 252H97V251H96ZM117 252H120V251H117ZM121 252H123V249H122ZM125 252H126V251H125ZM151 252H152V251H151ZM82 253H83V252H82ZM102 253H104V252H102ZM111 253H112V252H111ZM159 253H160V252H159ZM161 253H162V252H161ZM171 253H172V252H171ZM183 253H184V252H183ZM240 253H241V252H240ZM91 254H92V253H91ZM106 254H108V253L106 252ZM113 254H114V253H113ZM123 254H124V253H123ZM125 254H126V253H125ZM172 254H173V253H172ZM93 255H94V254H93ZM99 255H100V254H99ZM102 255H103V254H101V256H102ZM115 255H118V253L115 254ZM126 255H127V254H126ZM126 255H125V256H126ZM201 255H202V254L200 253V255H199L198 257L201 258V257H200ZM35 256H36V255H35ZM96 256H97V255H96ZM104 256H105V255H104ZM112 256H113V257H112L113 259H114V257H115V258H118V260H119V259H121L120 257H122L123 255H122V256H121V255H118V256H120V257H116V256H114V255H112ZM97 257H100V256H97ZM108 257H109V256H108ZM123 257H124V256H123ZM127 257L129 258L130 256H127ZM196 257H197V256H196ZM196 257H195V258H196ZM198 257H197V258H198ZM47 258H48V257H47ZM100 258H101V257H100ZM105 258H106V257H105ZM172 258H173V257H172ZM172 258H171V259H172ZM202 258H203V257H202ZM69 259H70V258H69ZM72 259H73V258H72ZM122 259L124 260V258H122ZM130 259H132V258L130 257ZM162 259H163V258H162ZM223 259H224V258H223ZM6 260H7V259H6ZM47 260H48V259H47ZM49 260H50V259H49ZM104 260H105V259H104ZM106 260H107V259H106ZM111 260H112V259H111ZM111 260H109V261H111ZM116 260H117V259H116ZM116 260H114V261H116ZM125 260H126V258H125ZM140 260H141V259H140ZM198 260H201V259H198ZM198 260H197V261H198ZM99 261H100V260H99ZM102 261H103V260H102ZM109 261H108V262H109ZM129 261H130V260H129ZM133 261H134V260H133ZM145 261H146V260H145ZM147 261H148V260H147ZM203 261H204V260H203ZM70 262H71V261H70ZM81 262H82V261H81ZM111 262H112V261H111ZM119 262H121V260H120ZM123 262H124V261H122V263H123ZM142 262H144V261L141 260V263H142ZM155 262H156V261H155ZM173 262H174V261H173ZM190 262H191V261H190ZM199 262H200V261H199ZM101 263H102V262H101ZM103 263H104V261H103ZM115 263H117V262H113V263H111V264H115ZM136 263H137V261H136ZM136 263H135V264H136ZM138 263H139V262H138ZM138 263H137V264H138ZM144 263H145V262H144ZM148 263H149V262H148ZM150 263H151V262H150ZM153 263H154V262H153ZM158 263H159V262H158ZM181 263H182V262H181ZM256 263H257V262H256ZM104 264H105V263H104ZM107 264H109V263H107ZM130 264H134V263L130 262ZM145 264H146V263H145ZM155 264H156V263H155ZM213 264H214V263H213ZM259 264H260V263H259Z\"/></svg>", "mask_w": 264, "mask_h": 264}]
</instances>
